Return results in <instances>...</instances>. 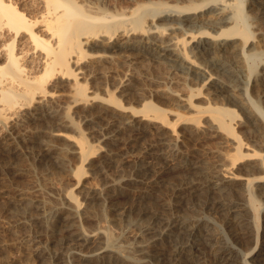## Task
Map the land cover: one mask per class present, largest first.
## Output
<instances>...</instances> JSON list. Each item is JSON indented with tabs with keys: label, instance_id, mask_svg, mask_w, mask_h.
<instances>
[{
	"label": "bare ground",
	"instance_id": "obj_1",
	"mask_svg": "<svg viewBox=\"0 0 264 264\" xmlns=\"http://www.w3.org/2000/svg\"><path fill=\"white\" fill-rule=\"evenodd\" d=\"M252 2L255 4V0ZM256 2L264 7V0ZM245 4L246 0H204L186 6L143 3L121 13L118 12L119 10L111 11L106 7L88 4L85 0H0L2 138L6 140L15 138L16 130L22 125L19 121H34L36 118H42L47 110L57 115L59 110L54 106L57 99L65 97L69 101L67 106H64L67 115L73 106L87 103L97 97L91 94L89 85L94 81L89 82L87 76H97L102 79L104 75L91 66L92 64H88V58L94 56L96 58V54L93 55L90 49L97 48L95 52L104 50L107 53L106 58L108 57L110 61L126 55L132 62L133 53L138 58L146 56L151 61L168 67L171 71L168 76L172 81L174 78L176 80L175 75L179 74L184 77L186 84L191 82L189 95H181L179 99L193 113L189 115L175 113L174 110L162 109L163 107L147 100L148 98L141 97L139 100L142 103L141 110H133L134 114L130 117L137 122L155 121L166 127L165 143L173 145L172 149L174 147L179 153L181 145L194 137L199 139L203 136H218L224 144L222 149L214 151L217 159L213 162H208L210 160L207 159V162L205 160L199 162L196 159L193 161L190 152L189 154L183 152L184 157H180L182 159L180 164L185 166L188 172L186 171L187 175H182L185 177L179 178L181 182L176 179L180 183L175 189V194L180 196L179 191H186L185 198L189 201L201 198V193L213 197L211 205H214L216 210L217 208L225 210L228 220L238 225L239 231H233L235 235L248 238L249 244L251 240H256L255 246H249L246 255L235 258V247L222 241L219 235L213 232L214 229L211 231L213 226L210 221L205 224L206 229L200 234L202 228L198 227L197 223L201 219H197L198 222L193 224L194 219L190 216H173L167 213L168 210L164 211L166 208L161 210L160 207L158 214L160 221L143 225L141 233L148 237L139 245L142 256H135L115 245L110 233L103 230L94 233L84 230L81 218L86 213L85 206L83 207V202L74 194V190H69L64 195V203L54 207L56 220L55 224H52L61 232L67 229L72 233L71 235H75L73 240L76 246L72 253L74 264H90L89 260L95 261V264H106L107 260L122 259L119 258L120 256L129 258V264H152L155 260L166 258L178 260L176 255L186 252L187 249L188 260L195 256L193 252L203 251L212 254L219 264H264V240L261 241L264 235L261 234L260 227L261 218L264 219V214L262 215V212L264 213V105L262 104L264 50L254 51L253 48H249L255 30L251 29ZM263 7L259 9L262 10ZM163 17H168L170 22L166 23V20L164 22L166 24L158 23ZM97 56L101 57L104 54ZM260 64L262 69L258 70ZM129 80L128 77L120 78L117 88H125L129 83L131 84ZM191 80H196L199 85L193 86ZM248 84L252 85V92L255 95H251V91H248ZM100 88L103 89L104 95L107 91L108 95L105 97L108 98L104 100L108 104L127 114L128 109L122 105V100L116 96V93L107 90L105 86ZM205 88H208L209 92L212 91L211 94L215 96L207 98V104L201 106L195 103V98L202 94H210L208 91L204 92ZM223 93L230 96L228 105L218 104L220 101L217 99L219 101L217 102L215 99ZM21 109H25L26 113L23 117L15 119L14 114ZM62 117L61 122L66 116ZM69 122L72 124L73 121ZM74 128L80 131L78 137L66 132L58 135L66 137L70 142L74 141L73 144L76 145L74 151L83 158L82 165L80 164L75 171L79 186L86 180L82 161L86 163L87 160L96 157L95 154L102 150V147L99 144L91 146L79 129V125ZM50 145L48 143L46 151L43 153V150L41 153L45 156L50 155L57 162L61 154L57 147ZM244 161L248 163L243 165ZM160 168L158 176L155 175L157 182L160 177L163 178V173H166L164 167V170ZM121 181V178L113 177L107 181V184L114 186ZM93 191L84 194L86 203L94 199L112 200V195L108 193ZM20 200L21 203L18 202L20 205L36 203L35 200L25 196ZM41 200L37 199V202L40 204ZM91 204L89 207L92 206ZM168 205L167 208L170 210L175 207L174 203ZM158 215L154 214V216ZM37 237L29 239L28 251L41 256L48 254V248L41 246ZM58 255L54 257L58 258ZM3 262L2 260V264ZM67 262L60 260L57 264H69Z\"/></svg>",
	"mask_w": 264,
	"mask_h": 264
},
{
	"label": "rangeland",
	"instance_id": "obj_2",
	"mask_svg": "<svg viewBox=\"0 0 264 264\" xmlns=\"http://www.w3.org/2000/svg\"><path fill=\"white\" fill-rule=\"evenodd\" d=\"M85 1L88 4H94V6L106 7V9L111 11L119 10L118 12L122 13L125 10L128 11L134 5V7H136L143 3H163L169 6H186L191 3H200L204 0ZM252 1L254 0H246L245 4V10L249 15L248 21L251 25V29L255 30V36L249 48H253L254 51H260L264 50V7L262 6L263 9L260 10L262 8L261 5H259L260 3L257 4V0H255L254 4ZM258 9L260 12H257ZM159 22L161 24H166L170 22V19L168 17H163L158 20V23ZM96 49L97 48L90 49L93 55L96 54V58L95 56L91 59L88 58L87 62L88 64L90 63V65L92 64L91 66H94V68H97L99 70L98 72H102L101 74L104 75V78L102 77V79H99L97 76H87L89 82L94 81V83L91 82L94 85L89 84L91 86V94L97 95V97L90 100L91 102L88 101L87 103L73 106L66 115L64 106H67L69 101L65 97L57 99L54 103V106L59 110L57 115H54L55 112L47 110L45 114L42 115V118H36L34 121H19L22 125L16 130L15 138L10 140L2 138L3 127L0 124V140L3 141H0L1 264L2 260L4 264H57L60 260L68 261L69 264L75 263L74 256L72 255L76 246L73 240L75 235H71L72 233L67 229L61 232L58 230V227V229L54 227V222L56 220L54 207L64 203V195L69 190H74V194L83 202V207L85 206L84 209L86 213H84L81 218L83 229L93 233L98 230L110 233L113 237L114 244L129 251L132 255L142 256L139 245L148 237L141 233L142 227L150 222L158 223L160 221L158 214L161 207V210L166 208L164 211L168 210L167 213L169 212V214L173 216H190L194 219L193 224L198 222L197 219H201V221L197 223L199 225L198 227L202 228L201 230L198 228L200 234L205 231L204 229H206L205 227L210 221L211 226L214 227H212L211 231L214 229L213 232L218 234L222 241L235 247V258H242L246 255L249 246H255L256 240H251L249 244L248 238L235 235L234 232L239 231L238 225L228 220L229 218L225 210L218 208L216 210L214 205H211L213 203V197L209 195L204 196L203 193H201L203 195H201V198L189 201L185 198V194H187L186 191H179L178 194L181 192L180 196L175 194V189L179 187L178 184L181 182L179 178L182 179L185 177L182 175L188 172L187 168L180 164L181 158L184 157L183 152H188V154L190 152V157L193 161L196 159V161L202 162L207 159V161L210 160L208 162H213L214 159H217L214 151L220 148L222 149L224 145L221 139L218 136H203L199 139L196 137H194V139L191 138L186 142L187 144L184 143L179 148V150L182 151L181 154V151L180 153L178 150L175 151L174 147L172 149L173 145L170 146V144L165 143L167 141L164 139L167 134V132H164L167 130L166 127H163L160 123H156L155 121V123L146 120L137 122V120L130 117L131 114H134L133 110H141L142 103L139 101L141 97L142 99L148 98L147 100H151L161 108L163 107L162 109L174 110L173 112L182 115L193 113L192 110L183 105L179 99L181 95H189V84H191V82L186 84L184 77L182 78L179 74L175 75V82L172 81L168 76L171 73L168 67L166 68L165 65L151 61L146 56L138 58L136 54L133 53L131 56H133L132 58H134V61L132 62L128 60V56L126 55L115 58L117 60L113 59L110 61L108 57L106 58L107 55L105 56V54L107 53L104 52V50H100L102 51L100 53L99 50L95 52ZM97 54H104V56L98 57ZM135 58L137 59L135 60ZM260 69H262L261 64L258 70ZM122 77H128L130 79L128 82H131V84L129 83L125 88L118 89L116 85ZM191 81L193 86L199 85L196 80ZM98 83H102V85H98ZM248 85V91H251V95H255L254 92H252V85ZM102 86H105L106 89L112 93H116V96L122 100V105L128 109L129 114L128 112L127 114L121 113L114 105L113 108L112 105L104 100V98H108L105 97L108 93L105 91L104 95V92H102L103 89L100 88ZM207 91L209 92V89L205 88L204 92ZM167 92H172L174 95L178 96L176 97ZM209 93L208 95L202 94L198 96V98H195V103L205 106L207 104V98L215 96L211 94L212 91ZM228 95L229 94L223 93L218 97L216 96L215 99L220 101L217 100V102H219L218 104L222 103L228 105L230 101V96ZM216 100L214 102H216ZM262 104L264 105V101H262ZM25 111V109L19 110L14 114V118L19 119L23 117L26 113ZM64 116H66L64 119L66 122L64 120L61 122V117L64 118ZM66 118L69 120H66ZM69 121H73L72 124H70L71 122ZM76 125H79V129L91 146H97L99 144L102 147V150L100 149L99 152L95 154L96 157L94 156L92 159L87 160L86 163L82 161L86 171V180H84L81 185L79 184L80 187L76 180L77 175L75 176V171H77L83 158L81 155L79 156V153L74 151V147L76 146L73 144L74 141L71 140L70 142L66 137L64 138L62 135H58L61 132H66L78 137L80 131L78 132L76 128L73 129ZM21 128L23 129L21 130ZM244 129L245 128H243V131L246 133L247 131ZM24 132H26L25 135H21V133ZM48 143L57 147L59 154L63 155H60L59 161L62 159L60 162L54 161L55 159L50 155L45 156V154H43L48 148ZM258 147L259 146H257V148ZM149 149H153V151ZM42 151L43 153H41ZM100 163L101 165H99ZM244 163L247 164L248 161H244L243 165H245ZM106 166L107 169H105ZM161 166L165 168L166 173L164 172L163 178L160 177V180L158 179L157 182L155 181V177L158 176L157 173ZM163 167L161 168L164 170ZM156 168H158V170ZM145 170L147 172H145ZM143 172L145 173L143 174ZM165 174L169 176V180L168 178L165 179L167 177ZM113 177L116 179L121 178L122 181L114 186L108 185L107 181H110ZM176 179L180 182L178 183ZM173 180H176V182ZM89 191L108 193L112 195V200L104 201L103 199H94V201L86 203L84 197ZM182 193L184 196H181L183 195ZM24 196L35 200L34 202L36 203L27 206L20 205V199ZM156 196L158 199H156ZM41 198H43V200H41ZM37 199H40L44 205L42 203L39 204ZM167 203L170 205L174 203V209H168L167 206L169 205ZM90 204L92 205L91 207H89ZM153 205H155V207ZM155 208L157 209L155 210ZM154 214L158 216H154ZM263 214L262 212V215ZM263 224L264 219L261 218V234L264 235ZM33 237L39 238V244L48 248V254L41 256V254H34L28 251L29 239ZM263 240L264 238L262 237L261 241ZM4 243H7L6 246ZM2 245H4V247ZM187 251L188 249L186 252L178 253V255H176L179 258L178 260H167L166 258L160 260L161 262L155 260L156 262L153 261L152 264H219L212 254L203 251L193 252L195 256L188 260ZM57 254H59V257L55 258L54 255ZM119 258L122 259L107 260L106 264H129V258H123V256ZM122 260H124L125 263ZM94 262L93 260H89L88 263L95 264Z\"/></svg>",
	"mask_w": 264,
	"mask_h": 264
}]
</instances>
